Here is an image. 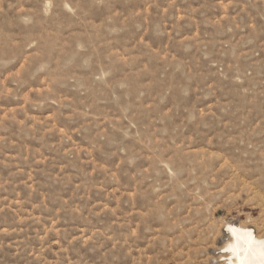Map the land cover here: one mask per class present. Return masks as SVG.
<instances>
[{
  "label": "rangeland",
  "instance_id": "rangeland-1",
  "mask_svg": "<svg viewBox=\"0 0 264 264\" xmlns=\"http://www.w3.org/2000/svg\"><path fill=\"white\" fill-rule=\"evenodd\" d=\"M264 237V0H0V264H221Z\"/></svg>",
  "mask_w": 264,
  "mask_h": 264
},
{
  "label": "clouds",
  "instance_id": "clouds-1",
  "mask_svg": "<svg viewBox=\"0 0 264 264\" xmlns=\"http://www.w3.org/2000/svg\"><path fill=\"white\" fill-rule=\"evenodd\" d=\"M228 230L236 243L225 251L235 253L239 257L238 264H264V241L257 243L251 230L238 232L235 226Z\"/></svg>",
  "mask_w": 264,
  "mask_h": 264
},
{
  "label": "bare ground",
  "instance_id": "bare-ground-1",
  "mask_svg": "<svg viewBox=\"0 0 264 264\" xmlns=\"http://www.w3.org/2000/svg\"><path fill=\"white\" fill-rule=\"evenodd\" d=\"M232 226H235L237 228L238 232H242L244 230H251V232L253 234V237H254V239H255V241L257 243L264 241V237L257 236L252 229H250V228H248L246 226L239 225V227H238V225H229V224L226 225L225 226L226 227L225 231H226V233H227V235L229 237V240L225 243V245L222 248L219 249V255H220L219 256V260H220L219 262L221 264H238L239 257L233 252L225 251V249L231 248L232 245L236 243V241L233 238L232 234L228 230Z\"/></svg>",
  "mask_w": 264,
  "mask_h": 264
}]
</instances>
